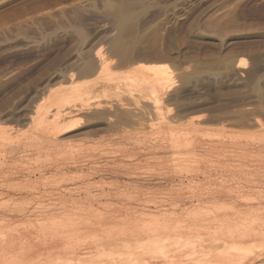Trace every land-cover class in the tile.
<instances>
[{
  "label": "rangeland",
  "instance_id": "rangeland-1",
  "mask_svg": "<svg viewBox=\"0 0 264 264\" xmlns=\"http://www.w3.org/2000/svg\"><path fill=\"white\" fill-rule=\"evenodd\" d=\"M213 20L226 28H210ZM102 60L106 72L82 71ZM152 75L169 84L156 106L143 102L150 100ZM90 87L89 96L75 101L91 106L77 115L84 120L79 129L56 137L55 144L50 134L36 132L30 118L38 101L49 107ZM138 101L149 113L143 126L125 124L112 133L86 129L97 115L121 120L119 104L134 109ZM24 147L72 149L75 156L66 163L102 169L89 182H115L118 192L127 183L144 191L161 183L155 196L167 193V184L150 166L153 155L139 152L241 151L249 159L246 170L259 168L253 179L239 185L225 176L211 179L243 187L239 194L246 203L240 208L248 212V226L264 233V0H0V148ZM225 200L219 204L227 210ZM240 259L237 264H264V237L248 242Z\"/></svg>",
  "mask_w": 264,
  "mask_h": 264
},
{
  "label": "bare ground",
  "instance_id": "bare-ground-1",
  "mask_svg": "<svg viewBox=\"0 0 264 264\" xmlns=\"http://www.w3.org/2000/svg\"><path fill=\"white\" fill-rule=\"evenodd\" d=\"M127 16L119 20L120 24L125 23ZM208 26L226 28L216 20ZM108 67L102 60L98 67L86 63L82 71L101 74ZM153 80L147 87L152 96L143 102L156 106L162 103L169 84L162 78ZM91 90L92 87L81 90L63 102L62 97L55 98L45 108L39 107L38 101L30 118L36 132L50 134L55 144L56 137L79 129L84 120L77 115H83L91 106L75 101L89 96ZM135 104L134 109L126 103L119 104L125 110L121 120L97 115L92 122H86V129L99 127L112 133L125 124L143 126V114L148 111L139 101ZM93 106L101 108L98 104ZM62 149L0 148V264H229L230 260L242 259L248 242L264 237L263 232L253 231L255 226H248L244 216L247 211L243 213L240 208L246 203L239 194L243 187L229 188L224 178L222 182L217 180L218 184L211 179L213 175L225 176L238 185L246 177L253 179L259 168L252 164L254 169L246 170L249 159L241 151L151 147L139 152L153 155L150 166L167 184L164 189L168 192L155 196L161 183L146 187L148 191L127 183L118 192L119 184L115 182H89L101 168L86 167L77 161L68 164L65 160L75 156V151ZM225 199H230V206ZM247 208L245 205L244 210Z\"/></svg>",
  "mask_w": 264,
  "mask_h": 264
}]
</instances>
